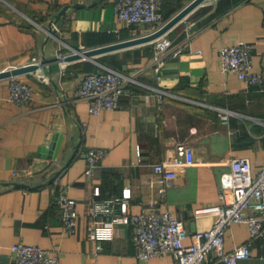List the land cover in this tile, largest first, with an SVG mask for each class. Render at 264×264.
<instances>
[{"label": "crops", "instance_id": "crops-1", "mask_svg": "<svg viewBox=\"0 0 264 264\" xmlns=\"http://www.w3.org/2000/svg\"><path fill=\"white\" fill-rule=\"evenodd\" d=\"M189 1L163 0L164 19ZM210 1L164 33L182 49L159 69L152 64L153 39L68 60L73 73L60 75L58 53L130 39L152 25L119 23L115 0H0V71L40 60L35 70L14 75L31 87L26 102L8 99L10 76L0 78V264L14 263L10 246L16 240L54 250L59 264H128L135 252L131 225L118 223L113 236L103 239L89 230L94 200L121 197L125 188L131 212L154 204L170 210L186 229L211 226L212 215L194 216L193 209L221 202L220 176L230 159H264V88L222 72L219 62L220 46L246 41L252 69L264 76V0ZM103 66L136 80L126 84L116 108L89 113L87 100L76 93L79 80ZM151 86L164 90L161 102ZM222 109L227 120L220 118ZM55 133L61 134L57 155L39 154ZM179 141L193 146L194 163L177 166L171 183L163 185L152 163L171 158ZM90 146L106 154L87 175ZM60 185L77 201L73 233L62 230L53 199ZM247 241V255L238 264H264V242L251 238L243 222L227 228L224 249ZM142 264H173V258L161 254ZM206 264L224 262L210 251Z\"/></svg>", "mask_w": 264, "mask_h": 264}, {"label": "built area", "instance_id": "built-area-1", "mask_svg": "<svg viewBox=\"0 0 264 264\" xmlns=\"http://www.w3.org/2000/svg\"><path fill=\"white\" fill-rule=\"evenodd\" d=\"M210 3L213 5L214 0ZM162 4L163 0H115L113 11L119 23L152 25L149 32L143 33L148 34L166 21L162 15ZM181 49L180 44L174 45L173 39L165 34L155 38L152 55L154 69H159L167 57ZM251 49V43L246 41L220 46V70L233 72L239 79L264 88V76L252 69ZM67 54L68 52L57 54L60 75L73 73L68 68L69 61L65 58ZM39 61L32 57L29 63L38 64ZM37 78L44 80L45 76L38 73ZM134 80L135 77L128 72L103 66L84 72L76 93L87 100L89 113H98L103 109L116 108L126 84ZM151 88L155 90L158 102H161L164 90L153 86ZM30 97V85L14 75L10 76L7 98L14 102H26ZM225 110L219 112L222 120H227L228 117V111ZM105 154L106 149L103 147H88L85 150L84 174H91ZM193 163V146L179 141L174 146L173 156L152 163V169L163 185H169L176 176L177 166ZM163 185L158 188L161 195L165 192ZM220 191L221 202L206 203L193 209L194 216H213L212 224L207 229H186L183 222L170 210L154 204L144 205L138 212H131L127 204L130 190L125 188L121 197L94 200L90 208L89 230L96 238L103 239L113 236L116 224L131 225L135 252L134 259L128 264H142L161 254H170L173 264H206L210 251H215L224 264H238V260L247 255L250 241L225 250V233L232 223L243 222L247 225L251 238H260L264 242V159L258 163L245 156L230 159L229 168L220 176ZM93 194H100L99 186L93 188ZM53 199L59 207L62 230L73 233L79 215L76 199L62 185L55 191ZM186 239L190 241L185 242ZM96 248H100L99 243H96ZM10 249L14 253L13 264H59L57 252L37 244L16 240Z\"/></svg>", "mask_w": 264, "mask_h": 264}, {"label": "water", "instance_id": "water-1", "mask_svg": "<svg viewBox=\"0 0 264 264\" xmlns=\"http://www.w3.org/2000/svg\"><path fill=\"white\" fill-rule=\"evenodd\" d=\"M203 0H190L187 4H185L179 11H177L174 15L168 18L157 30L148 33L139 35L130 39L116 41L112 43H108L105 45H100L97 47H91L86 49H74L70 53H68L65 58L67 60L77 59L81 57H92L102 52L110 51L115 48H119L126 45H131L139 42L149 41L157 38L158 36L164 34L171 26H173L178 20H180L184 15H186L190 10H192L195 6L201 3ZM38 67L37 63H26L22 65H18L15 67H10L8 69H3L0 71V78L16 75L25 71L35 70ZM61 143V134L55 133L52 137V140L48 145H41L39 147V151L41 155L54 158L59 150ZM20 186H24L25 184L17 183Z\"/></svg>", "mask_w": 264, "mask_h": 264}]
</instances>
